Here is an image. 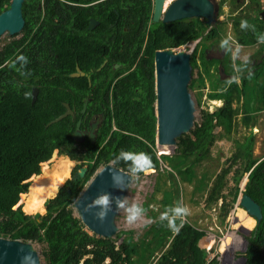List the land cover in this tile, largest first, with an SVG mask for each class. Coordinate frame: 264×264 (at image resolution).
I'll return each instance as SVG.
<instances>
[{
  "label": "trees",
  "instance_id": "16d2710c",
  "mask_svg": "<svg viewBox=\"0 0 264 264\" xmlns=\"http://www.w3.org/2000/svg\"><path fill=\"white\" fill-rule=\"evenodd\" d=\"M249 1L259 6L251 9L249 3L243 5L256 13L252 17L244 19L237 10L243 6L230 0L235 14H230L227 22L217 20L220 23L211 26L201 18L153 23V0H26L22 30L0 48V237L43 245L44 264H207L201 244L206 232L181 218L180 184L186 183L197 193L205 192L206 209L220 201V223L233 210L239 194L257 203L261 219L256 222L251 217L254 225L244 238L246 249L237 255L244 258V264H264V143L255 153L252 133L241 142L235 140L226 166L212 179L206 173L198 178L195 170L209 160L215 141L230 139L239 114L245 129L264 127V19L258 0ZM9 3L0 0V13ZM89 18L99 21L92 31L87 30ZM242 20L249 27L241 28ZM227 23L239 46L254 48L252 56L258 49L260 55L251 72L238 76L239 83L234 82V71L228 72L232 63L226 50L220 61H207L204 53L211 46L206 42L220 38L221 31L224 35ZM192 42L196 45L190 55L191 66L196 68L201 60L202 72L207 73L206 65L212 64L219 76L209 100L222 105L211 113L202 110L190 135L177 140L173 154L157 157L154 53ZM76 66L90 75L71 76ZM203 81L199 74L191 80L189 91L203 88ZM32 88L37 89L33 103ZM83 98L106 108L94 143L72 138L77 121L89 112H80ZM64 103L73 110V117L49 124L64 113ZM215 129L222 135L213 133ZM54 150L75 166L44 202V214H24L20 205L14 206L19 196L28 192L25 180L41 174L40 163L49 160ZM144 157L149 158L150 167L142 162ZM109 162L135 176L148 169L156 172L149 198L161 193L159 208L151 214L153 223L137 238L124 231L116 240L96 237L72 215L77 196L94 172ZM160 164L166 168L161 169ZM84 166L80 178L79 169ZM233 168L234 186L229 189L226 177ZM236 208L246 213L239 205ZM148 209L149 202H145L143 210Z\"/></svg>",
  "mask_w": 264,
  "mask_h": 264
},
{
  "label": "rangeland",
  "instance_id": "374dc122",
  "mask_svg": "<svg viewBox=\"0 0 264 264\" xmlns=\"http://www.w3.org/2000/svg\"><path fill=\"white\" fill-rule=\"evenodd\" d=\"M211 2L214 4L215 8L218 9V15L219 13H222V15L219 17L217 15V20H226L227 22L229 15L235 14L231 13L232 6L230 5V0H224L223 4H221L222 0H211ZM247 3H249L251 9L259 8L257 4L250 3L249 0H238L240 7L246 5ZM258 3H260L261 9L264 0H258ZM165 4L164 9H166L169 3L167 5ZM251 9L246 10V8L243 6L241 11L240 9L237 10L239 11L238 14H241L243 17H245L244 19H246V17H252L254 14H256L252 12ZM217 20L214 24L220 23ZM220 34V38L206 42V44H210L211 46L205 50V58L207 61L217 59L221 60L226 50L230 55L232 63V67L228 69V72L232 69L234 71L233 75H236V80H239L238 76L240 74L251 72L253 69L254 59L256 62L260 59V55L257 54L258 49L257 53L252 56L254 48H243L242 46H239L235 41V35L233 31H231V27L228 23L226 25L224 35L223 31H221ZM220 39L223 40L220 41ZM10 40L11 37H9L7 34L1 35L0 48ZM195 44L196 42L187 44L190 47V55L192 54ZM257 46L258 45H256L255 48ZM237 58L239 59V62H237ZM196 63L197 67L192 69V79H197L199 74H203L204 81L202 84L203 88L199 87L196 89V87H194L195 89H193V91H189L191 98L195 103L194 124L199 122L200 112L202 110L211 113L214 112L217 107L222 105V102L220 101L209 100V95L213 93L215 89L214 80L219 76V73L213 69L212 64L206 65L205 68H207V73H203L202 61L199 60ZM220 72L222 79H226L227 76H224L221 70ZM228 77L233 79L231 76ZM200 94H202L201 97ZM234 122L235 129L231 133L230 139H225L222 137L215 141L210 148L209 160L207 162H201L195 168L198 178L201 173H206L207 178L212 179L221 168L226 166L225 160L230 157L235 149V140L241 142L243 141L244 136H248L250 133H252L254 135L255 153L258 152L259 146L264 143L263 126L258 129H252L251 131L249 129H245L240 123V114L234 119ZM213 133L222 135L220 129H215ZM155 152L157 156L159 152L167 154V151L162 148L155 150ZM74 166L75 162L68 159L59 158L57 151L54 150L49 160L40 163L41 174L38 176H31L25 181L29 183L28 192L19 196V200L14 208L20 205L22 212L27 215H34L36 213L44 214V202L49 196H51L57 187L63 185L65 180L69 177ZM160 167L161 169L166 168L162 164H160ZM233 171L234 168L231 169V172L226 177L227 187L229 189L234 186V182L231 179ZM155 175L156 174L153 173L152 170H146L142 176H134V180L131 182L129 189L124 196L120 209L115 217V225L118 230L116 235L121 231H132L133 236L137 238L143 232H145L148 226H150L153 222L151 214L158 211L159 200L161 198V193L155 194L154 199L149 198L153 190ZM205 181L209 182L208 179ZM242 182L243 179L241 180L240 185ZM180 186V204L182 207L181 212L184 213L186 222L196 223L202 230H204L207 235L202 241V246L207 250L212 248L207 254L205 261L209 262V264H243V257L238 256L237 253L243 252L241 249L244 245V238L248 236L249 231L253 228V219L244 213L243 210L236 208V204H234V208L228 217L223 223H220L218 219V206L220 201L218 202V205L213 207V209H206L204 207L205 192L197 193L195 192L192 185H188L186 183L180 184ZM145 202H149V209L146 211L143 210V205ZM71 208L73 217L78 218V214L74 207ZM234 210L235 212L233 213ZM184 216L182 215L181 217L184 219ZM129 217H133V219L129 220ZM88 233L90 232L88 231ZM34 247L37 250L40 263L44 264L45 262L42 255L44 246L34 244Z\"/></svg>",
  "mask_w": 264,
  "mask_h": 264
},
{
  "label": "water",
  "instance_id": "95a60500",
  "mask_svg": "<svg viewBox=\"0 0 264 264\" xmlns=\"http://www.w3.org/2000/svg\"><path fill=\"white\" fill-rule=\"evenodd\" d=\"M166 0H153L151 19L153 23L159 21L169 23L178 20L201 18L208 25L215 23L218 9L211 0H173L164 9ZM24 0H10L9 7L0 13V36L7 34L12 37L23 28L22 4ZM264 19V9L261 12ZM90 21V25H93ZM90 29V27H88ZM190 47L185 45L176 50H158L154 53V90H155V117H156V146L167 147L170 154L176 147L177 140L188 135L195 122L194 101L189 93L188 86L192 80V66L190 63ZM119 65L115 64L114 68ZM85 75L76 67L72 76ZM37 89H31V103L36 99ZM87 102L83 103L81 113L85 112ZM65 111L49 124L57 122L67 116L73 117V112L67 104ZM80 121L76 123L72 138L79 141L86 135L91 143L95 141V124L89 131L80 130ZM86 167L79 169V177H83ZM134 176L121 169L115 168L112 163L98 169L88 181L85 188L77 196L73 207L84 227L97 237L113 239L117 232L115 217L120 209ZM107 200V204L99 203ZM238 205L245 210L248 216L259 222L261 219L260 207L248 195L242 194ZM103 213L102 220L100 214ZM246 249V240L241 251ZM244 264V258H242ZM0 264H41L34 243L23 242L18 239L0 237Z\"/></svg>",
  "mask_w": 264,
  "mask_h": 264
},
{
  "label": "flooded vegetation",
  "instance_id": "af4514ba",
  "mask_svg": "<svg viewBox=\"0 0 264 264\" xmlns=\"http://www.w3.org/2000/svg\"><path fill=\"white\" fill-rule=\"evenodd\" d=\"M26 0H24V2H25ZM23 2V3H24ZM66 3H69V4H73V3H70V2H66ZM264 4V3H263ZM74 5H76V4H74ZM262 7H264V5L262 6ZM260 16H261V12H260ZM90 21H93V22H95V23H93V25L91 24L90 25ZM99 25V21H97V20H95V19H93V18H89V20H88V25H87V30L88 31H92L93 29H95L97 26ZM88 27H90V29H88ZM110 27H111V25H110ZM223 57V56H222ZM217 60H220V59H217ZM106 61H104V63H105ZM103 63V64H104ZM77 67V66H76ZM75 67V68H76ZM119 67V66H118ZM117 67V68H118ZM113 68H114V66H113ZM117 68H114V69H117ZM84 73V72H83ZM85 75H90V73H84ZM78 76H80V75H78ZM116 81V80H115ZM89 85H90V83H89ZM111 92V91H110ZM86 100V102L88 103H91V98H83V103H84V101ZM110 100V99H109ZM108 100V105L111 107L112 105H111V102ZM64 104H67L68 106H69V104L68 103H64ZM63 104V105H64ZM82 107H83V105H82ZM86 107H87V105H86ZM70 108V107H69ZM70 110L73 112V110L70 108ZM81 110H82V108L80 109V112H81ZM85 111H89V112H91V113H89V112H87V114L84 116V118L83 119H79L78 121H80V130L81 131H89V129H90V127L93 125V124H95V129H94V134H95V139H96V134H97V132L99 131V129L102 127V125H103V123H104V120H105V115H104V111H106V108H105V105L103 106V104L101 103L100 105H96V104H90L89 105V107H88V110L87 109H85ZM85 113V112H84ZM83 114V113H82ZM74 115V114H73ZM77 121V122H78ZM86 139H89L86 135L84 136V134L82 135V138H81V140H79V141H77V142H84V141H86ZM57 151V150H56ZM45 162V161H44ZM30 178V177H29ZM27 180V179H26ZM25 180V181H26Z\"/></svg>",
  "mask_w": 264,
  "mask_h": 264
},
{
  "label": "clouds",
  "instance_id": "9594fccd",
  "mask_svg": "<svg viewBox=\"0 0 264 264\" xmlns=\"http://www.w3.org/2000/svg\"><path fill=\"white\" fill-rule=\"evenodd\" d=\"M172 1H173V0H172ZM263 5H264V4H263ZM263 9H264V7L261 8V12L263 11ZM152 11H153V10H152ZM151 15H152V14H151ZM217 15H218V13H217ZM217 19H218V17H217ZM217 19H216V20H217ZM215 22H216V21H215ZM240 27H241V28H247V27H249L248 22L245 21V20H242V21H241V24H240ZM5 34H6V33H5ZM192 43H194V42H192ZM186 45H187V44H186ZM195 45H196V44H195ZM184 46H185V45H184ZM182 47H183V46H182ZM180 48H181V47H180ZM177 49H178V48H177ZM173 50H176V49H173ZM71 76H72V75H71ZM234 82H235V83H239V80H236V81H234ZM154 92H155V90H154ZM154 105H155V102H154ZM154 115H155V108H154ZM155 118H156V117H155ZM193 128H194V125H193ZM193 128H192V129H193ZM192 129H191V130H192ZM191 130H190V131H191ZM188 135H190V132L188 133ZM176 145H177V143H176ZM175 148H176V147L173 148V152H174V149H175ZM157 149H160V148H158V147L156 146V126H155V150H157ZM158 151H159V150H158ZM172 154H173V153H172ZM172 154H170L169 151L167 150V154H164V153H160V152H159V154H158L157 157H159L160 155H172ZM148 160H149L148 157H144L143 160H142V162L145 163L147 166L150 167V164L147 163ZM109 163H112V162H109ZM107 164H108V163H107ZM163 166H164V165H163ZM84 167H85V166H84ZM100 168H102V167H100ZM100 168H98V169H100ZM98 169H97V170H98ZM97 170H96V171H97ZM148 170H152L153 173H156L155 170H153V169H148ZM96 171L94 172V174L96 173ZM145 171H146V170H145ZM145 171H143V173H144ZM94 174H93V176H94ZM129 174H130V173H129ZM131 175H133V174H131ZM142 175H143V174H142ZM142 175H141V176H142ZM93 176H92V177H93ZM133 176H135V175H133ZM92 177H91V178H92ZM91 178H90V179H91ZM90 179H89V180H90ZM154 179H155V178H154ZM245 180H246V178L243 179V182H242L243 184L245 183ZM87 183H88V182H87ZM153 184H154V183H153ZM86 185H87V184H86ZM84 188H85V187H84ZM84 188H83V189H84ZM83 189H82V190H83ZM239 189L241 190V185L239 186ZM80 193H81V192H80ZM240 197H241V195L239 194L238 197H237L236 203H235L236 206H238V202H239ZM99 203H101V204H105V205H106V204H107V200H106V199H104V200H100ZM72 207H73V205H72ZM102 218H103V213L100 214V219L102 220ZM181 218H182V217H181ZM128 219L131 220V219H133V217H129ZM182 220H183V221H184V220L186 221L185 216H184V219L182 218ZM152 223H153V222H152ZM152 223H151V224H152ZM148 227H149V226H148ZM84 230L87 231V230L85 229V227H84ZM146 230H147V229H146ZM117 231H118V230H117ZM87 232H88V231H87ZM130 232H132V231H130ZM116 233H117V232H116ZM89 234H90V233H89ZM93 235H94V234H93ZM115 235H116V234H115ZM115 235H114V237H115ZM206 235H207V234H206ZM95 236H96V235H95ZM116 236H117V235H116ZM96 237H97V236H96ZM114 237H113V238H114ZM102 238H103V237H102ZM106 239H107V238H106ZM112 240H116V237H115L114 239H112ZM120 242H121V238L118 239V240L115 242V244L118 246V245L120 244ZM211 249H212V248H211ZM211 249H210V250H207L206 248H204V250L206 251L207 254L211 251ZM159 256H160V255H158V257H159ZM208 263H209V262H207V264H208Z\"/></svg>",
  "mask_w": 264,
  "mask_h": 264
},
{
  "label": "bare ground",
  "instance_id": "6f19581e",
  "mask_svg": "<svg viewBox=\"0 0 264 264\" xmlns=\"http://www.w3.org/2000/svg\"><path fill=\"white\" fill-rule=\"evenodd\" d=\"M170 1H172V0H166V2H165L166 4H165V5H167L168 3H170ZM162 149H164V150H166V151L168 150V148H167L166 146L163 147ZM253 222H254V221L252 220V224H253Z\"/></svg>",
  "mask_w": 264,
  "mask_h": 264
},
{
  "label": "crops",
  "instance_id": "0c3cea01",
  "mask_svg": "<svg viewBox=\"0 0 264 264\" xmlns=\"http://www.w3.org/2000/svg\"><path fill=\"white\" fill-rule=\"evenodd\" d=\"M203 240H204V239H203ZM203 240H202V241H203ZM202 241H201V244H202Z\"/></svg>",
  "mask_w": 264,
  "mask_h": 264
}]
</instances>
